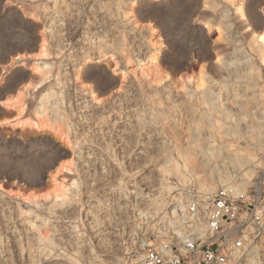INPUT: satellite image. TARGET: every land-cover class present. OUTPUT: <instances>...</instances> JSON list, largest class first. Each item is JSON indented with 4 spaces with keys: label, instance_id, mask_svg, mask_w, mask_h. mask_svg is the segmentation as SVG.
I'll use <instances>...</instances> for the list:
<instances>
[{
    "label": "rangeland",
    "instance_id": "rangeland-1",
    "mask_svg": "<svg viewBox=\"0 0 264 264\" xmlns=\"http://www.w3.org/2000/svg\"><path fill=\"white\" fill-rule=\"evenodd\" d=\"M262 51L264 0H0V264H141L172 182L257 183ZM240 264H264V235Z\"/></svg>",
    "mask_w": 264,
    "mask_h": 264
},
{
    "label": "built area",
    "instance_id": "built-area-1",
    "mask_svg": "<svg viewBox=\"0 0 264 264\" xmlns=\"http://www.w3.org/2000/svg\"><path fill=\"white\" fill-rule=\"evenodd\" d=\"M171 188L170 238L143 243L141 264H240L264 235V170L245 191L201 189L191 177Z\"/></svg>",
    "mask_w": 264,
    "mask_h": 264
},
{
    "label": "bare ground",
    "instance_id": "bare-ground-1",
    "mask_svg": "<svg viewBox=\"0 0 264 264\" xmlns=\"http://www.w3.org/2000/svg\"><path fill=\"white\" fill-rule=\"evenodd\" d=\"M238 15L241 17L242 16V10L241 8H238L237 11ZM47 51H48V43L46 41L45 38H41L40 40V44H39V53L42 54V55H46L47 54ZM260 62L262 64V66L264 67V51L261 52L260 54ZM37 73V72H36ZM157 74H155V77H156ZM158 76V75H157ZM42 77H44V73L42 74H38V80L36 81L34 87L38 86L39 82L41 81ZM157 78V77H156ZM159 78V77H158ZM90 93V91H89ZM5 106L8 110L10 111H13L16 115H21L23 113L26 112V101H25V98L23 97L22 95V92L19 90V91H16L13 95H8V97L6 98V101H5ZM33 121L35 124H41L42 128L47 130L46 128V125L44 124V120L43 118L40 116V115H35L33 116ZM263 125V124H262ZM261 127V126H260ZM49 132L51 131V133L58 139H60L62 142H64V144H67V141H66V138H65V131H64V128L62 126H60L59 128L55 127L54 125H52L50 127V129H48ZM212 136V135H211ZM213 138V137H212ZM215 138V137H214ZM259 142V145L260 147L262 146V143H263V139H264V128L260 129L259 132H258V135H257V138H256ZM218 145V144H217ZM213 147V146H212ZM219 149V148H218ZM214 151V150H213ZM219 151V150H218ZM217 151V152H218ZM229 153V152H228ZM70 157V156H69ZM68 157V158H69ZM216 159V157H215ZM64 160V159H63ZM223 160V159H222ZM240 161L242 162H245L247 159L246 157H243L241 156L239 158ZM62 161V160H61ZM221 161V160H220ZM69 162V161H68ZM248 162V161H247ZM67 163H60V167H63V166H66ZM47 180V179H46ZM45 180V181H46ZM44 181V182H45ZM51 181V180H50ZM43 182V183H44ZM42 183V184H43ZM45 185L48 186V189L46 187L45 190L46 191V196L44 197V200H48V199H51V200H58L60 198H63L65 197V195L63 194L61 188L54 182V181H51V182H46ZM41 186V185H40ZM208 189V188H207Z\"/></svg>",
    "mask_w": 264,
    "mask_h": 264
},
{
    "label": "water",
    "instance_id": "water-1",
    "mask_svg": "<svg viewBox=\"0 0 264 264\" xmlns=\"http://www.w3.org/2000/svg\"><path fill=\"white\" fill-rule=\"evenodd\" d=\"M61 149H62V153H61V155L58 157V159H57L55 165H54V166L52 167V169H50V170H53L61 160L65 159V158H68V157L70 156V152H69L68 150H66L65 148H62V147H61ZM48 174H49V173H47V174L45 175V177L43 178L42 182L39 183V184L37 185V187H39L40 185H42V183L47 179ZM6 180H7V181H15V179H6Z\"/></svg>",
    "mask_w": 264,
    "mask_h": 264
}]
</instances>
